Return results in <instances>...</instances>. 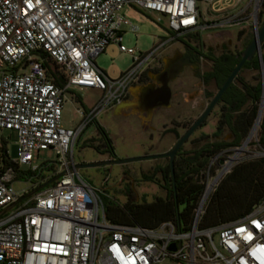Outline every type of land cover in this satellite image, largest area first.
<instances>
[{
	"label": "built area",
	"instance_id": "obj_1",
	"mask_svg": "<svg viewBox=\"0 0 264 264\" xmlns=\"http://www.w3.org/2000/svg\"><path fill=\"white\" fill-rule=\"evenodd\" d=\"M208 4L223 15L201 22L196 0H0V210L13 203L0 214V264H264V195L234 221L197 225L206 198L228 170L224 159L211 157L199 169L202 189L187 229L179 230L170 220L154 226L107 220L101 198L71 158L76 136L99 110L124 99L157 48L187 33L241 22L254 32L261 0ZM124 6L162 16L169 36L142 55L124 48L118 28L129 23L119 14ZM109 41L131 56L115 78L94 64ZM75 88L97 89L99 97L88 110L75 109L74 126H63L65 93ZM2 130L15 132L13 159L6 155ZM45 148L55 160L44 163L63 173L16 202L25 193L11 186L16 172L35 170L32 151Z\"/></svg>",
	"mask_w": 264,
	"mask_h": 264
},
{
	"label": "rangeland",
	"instance_id": "obj_2",
	"mask_svg": "<svg viewBox=\"0 0 264 264\" xmlns=\"http://www.w3.org/2000/svg\"><path fill=\"white\" fill-rule=\"evenodd\" d=\"M208 1L196 0L201 22L214 20L223 15V12L211 11ZM263 1L261 0V2ZM119 14L129 22L126 25L118 26L121 34L120 44L124 48H131L133 53L137 55L146 53L160 38L169 36V31L163 26V17L154 12L148 13L140 9L124 6L119 10ZM261 15V5H259L256 12V27L261 21ZM155 16L159 17V21L155 20ZM194 33L198 36L197 43L200 44L199 48L201 51H209L216 55L223 51L241 49L245 41L251 37L252 27L246 22H241L232 26L200 29L192 32V34ZM178 37H183V39L186 37L189 42L195 43L191 36L187 37L184 34ZM176 38L154 51V58L142 70L138 80L133 82L128 88V92L122 102L99 110L94 115V118L80 131L71 147V158L74 163L162 152L168 149L175 140L174 134L167 129L172 127L180 134L200 113L216 90L212 81L204 83L199 77V74L207 70L210 65L209 61L201 56L196 60V64L188 65L183 63L174 76L168 79L167 85L170 95L166 104H161L160 102L150 105L141 103L140 97L142 93L140 92V87L145 80H149L147 76L152 75L160 68L161 60H167L174 53L182 51L183 45ZM94 64L107 77L115 78L130 66L131 56L125 51H120L115 42L109 41L104 46V49L94 57ZM236 75L235 79L233 78L232 80L236 85H238L240 80L253 84L261 78L259 69L240 68ZM152 84L155 83L152 82ZM98 97L99 91L93 88H75L72 91H67L60 115L62 125L74 126L79 119L75 109L82 112L83 110H88ZM258 102L259 100L256 102V109L258 108ZM263 102L264 96L261 111ZM219 109L220 104L216 102L200 125L181 144V151H188L203 141H211L213 139L228 140L230 138V133L224 126L221 127L215 137L212 135L219 117ZM95 122L107 134L112 146L111 152L100 151L87 144L88 140L91 145L98 143ZM257 129L254 136L250 137L243 146L241 144L244 137L239 145L221 149L210 155L208 159L215 156L218 160H226L227 156H232L233 149L241 146L237 157L231 161L228 170L224 173L226 174L236 163L264 157V150L256 144ZM2 135L8 137L5 143L6 155L9 159H13L15 157V132L2 130ZM54 160L55 156L49 148L32 151L31 164L38 165L41 162ZM166 161V157L143 158L124 164L110 163L80 167L77 168V172L85 183L96 190V194L101 198L102 203L108 200L110 203L122 206L125 202L123 192L125 187L131 190L134 200L138 203H148L154 197H163L164 192L154 180H141L139 175L141 172H148L154 165L165 164ZM21 168L25 169L26 167L21 166ZM155 177L157 179L158 175L156 174ZM36 185L34 182L21 179L11 182L13 190L18 195L21 193V189L26 192L29 188L31 189ZM181 207V205H177V210H180ZM213 240L215 241V233L213 234ZM158 264H168V261L162 260Z\"/></svg>",
	"mask_w": 264,
	"mask_h": 264
},
{
	"label": "trees",
	"instance_id": "obj_3",
	"mask_svg": "<svg viewBox=\"0 0 264 264\" xmlns=\"http://www.w3.org/2000/svg\"><path fill=\"white\" fill-rule=\"evenodd\" d=\"M261 13L262 20L264 1L261 2ZM194 34L187 33L185 35L193 37L195 43L189 42L186 37L184 39L177 37L176 39L182 43L186 52H193L196 58L201 56L209 61V68L201 72L199 77L204 83L212 81L217 88L239 59L240 49L223 51L216 55L209 51L203 52L199 48L200 44L197 43L198 36ZM259 56L264 90V39L259 45ZM46 65L51 68L50 64ZM241 68L258 69L257 58L253 55L242 63ZM238 82L236 85L231 81L221 93L217 101L220 104L219 117L212 132L215 137L224 126L229 131L230 138L228 140L203 141L188 151H181V147H179L172 160V179L167 161L163 165H154L148 172H141L139 178L154 180L162 188L163 197H154L148 203H138L134 200L131 190L125 187L123 190L125 202L122 206L110 203L108 200L103 202L104 216L107 220L115 223L132 222L141 226H154L163 220H170L176 229H187L192 217V210L202 189L196 176L199 169L206 163L210 155L221 149L239 145L256 117L255 114L258 111L256 102L260 99L261 91L260 80L253 84L241 80ZM95 129L98 134V143L91 145L88 140L87 144L97 150L111 152L112 146L103 128L95 122ZM167 130L174 134L175 139L179 135L172 127ZM256 144L264 150V102L258 122ZM54 173L55 166L52 163L41 162L35 170H18L15 179L29 180L39 184ZM156 174L158 175L157 179ZM263 195L264 157L236 163L229 172L221 177L209 194L197 225L199 228H207L234 221L251 211L261 201ZM177 205L182 206L180 210H177Z\"/></svg>",
	"mask_w": 264,
	"mask_h": 264
},
{
	"label": "water",
	"instance_id": "obj_4",
	"mask_svg": "<svg viewBox=\"0 0 264 264\" xmlns=\"http://www.w3.org/2000/svg\"><path fill=\"white\" fill-rule=\"evenodd\" d=\"M264 39V17L258 24V26L255 28L254 32L252 33L249 40L245 43V45L240 49L238 55L239 59L235 63V65L230 69L228 74L225 76L221 84L216 88L214 93L210 96L208 99L206 105L203 107V109L200 111V113L183 129V131L177 136V138L174 140L172 145L159 153H153V154H143V155H137V156H128V157H122V158H106L101 159L93 162H86V163H73L74 168H80V167H91V166H99L104 164H110V163H116V164H124L127 162L143 159V158H158V157H166L167 158V164L170 170V176L172 179V160L174 157V154L176 150L181 146V144L187 139V137L200 125L202 120L205 118V116L208 114L210 109L214 106V104L218 101L221 93L224 91V89L227 87V85L233 80V78L236 76L237 72L241 68V65L244 61L249 60L253 55L257 58L258 61V69L260 71V85H261V91L260 96L263 90V79H262V65L260 61L259 56V45ZM188 59H184L183 63H187ZM178 69L173 68L170 70L168 75L161 79L160 85L153 88L148 92V104H154L156 102H160L161 104H166L168 102V98L170 95L169 87L167 85L168 79H171L174 74L176 73ZM58 81L61 82L62 80L58 78ZM257 114V112H256ZM255 114V115H256ZM221 161V160H220ZM63 173V171H58L48 177L47 179L41 181L39 184L22 194L16 199V202L30 196L32 193L37 191L38 189L44 187L45 185L51 183L53 180H55L58 176H60ZM13 203L3 207L0 210V214L6 210L9 206H11ZM178 243H176L177 245ZM170 249L174 248L173 244L169 245Z\"/></svg>",
	"mask_w": 264,
	"mask_h": 264
},
{
	"label": "flooded vegetation",
	"instance_id": "obj_5",
	"mask_svg": "<svg viewBox=\"0 0 264 264\" xmlns=\"http://www.w3.org/2000/svg\"><path fill=\"white\" fill-rule=\"evenodd\" d=\"M186 58L188 59V62L185 64L192 65V64H196V60L199 57L196 58L193 52H189V53L186 52V50L183 47L182 51L174 53L167 60H161L160 61V68L155 73H153L152 75L147 76V78H149V80H145L141 84L140 92L142 94H141L140 98H141L142 104L148 102V92H150V90H152L153 88L160 85L161 79L166 77L168 75V73L170 72V70H172L173 68H177V69L180 68V66L183 65L182 62ZM152 82H154L155 84H152Z\"/></svg>",
	"mask_w": 264,
	"mask_h": 264
},
{
	"label": "bare ground",
	"instance_id": "obj_6",
	"mask_svg": "<svg viewBox=\"0 0 264 264\" xmlns=\"http://www.w3.org/2000/svg\"><path fill=\"white\" fill-rule=\"evenodd\" d=\"M262 99H263V91L261 93V96H260V99H259V102H258V111H257V114H256V117L254 118L253 122H252V125L247 133V135L243 138V142L241 144V146H243V144L250 138V137H253L255 132H256V129H257V126H258V122H259V119H260V113H261V107H262ZM240 146V147H241ZM240 147L239 148H235L233 149V154L232 156H227L226 157V160H225V165H224V169L226 167H228L231 163V161L237 157L238 155V152L240 150Z\"/></svg>",
	"mask_w": 264,
	"mask_h": 264
}]
</instances>
